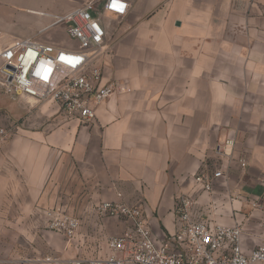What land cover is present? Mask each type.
I'll use <instances>...</instances> for the list:
<instances>
[{
	"label": "crops",
	"instance_id": "crops-1",
	"mask_svg": "<svg viewBox=\"0 0 264 264\" xmlns=\"http://www.w3.org/2000/svg\"><path fill=\"white\" fill-rule=\"evenodd\" d=\"M45 1V9L27 8L36 17L8 41L33 37L53 15L89 0ZM96 1L106 28L103 82L124 90L91 122L68 120L52 101L9 95L10 118L0 111V128L7 120L11 129L0 133V261L16 254L18 230L29 231L25 242L39 258L106 254L108 237L128 221L100 217L102 201L140 204L164 241L177 228L181 195H193L200 215L224 224L239 222L241 210L264 197V0H127L123 17ZM4 92L0 86V105ZM230 135L228 165L215 149ZM220 166L228 180L213 193L198 191L194 176ZM54 207L81 219L67 245L46 228Z\"/></svg>",
	"mask_w": 264,
	"mask_h": 264
},
{
	"label": "built area",
	"instance_id": "built-area-1",
	"mask_svg": "<svg viewBox=\"0 0 264 264\" xmlns=\"http://www.w3.org/2000/svg\"><path fill=\"white\" fill-rule=\"evenodd\" d=\"M123 11L111 7L113 0H104L101 10L123 17L127 0H117ZM57 30L59 37L49 40L34 37H14L8 41L0 28V86L15 97L18 93L37 102L56 103L65 117L91 122L98 107L124 90L118 81L103 82L101 58L106 53V28L98 1L89 0L73 9L53 15L49 25L40 32ZM65 58H76L68 62ZM51 69L45 79V71ZM11 129H0L3 137ZM236 139L230 135L215 149L216 155L234 160ZM241 166L247 165L238 159ZM225 166L206 169L194 176L196 189L213 193L219 181H227ZM193 195H181L176 200L177 228L164 241L152 234L140 204L102 201L95 206L98 215L128 221V227L107 239L108 252L93 257H47L53 264H264V243L251 249L243 245L241 223L224 224L210 216L200 215ZM253 205L264 211V197ZM46 228L59 232L71 243L81 225L80 217L63 207L45 212Z\"/></svg>",
	"mask_w": 264,
	"mask_h": 264
},
{
	"label": "rangeland",
	"instance_id": "rangeland-1",
	"mask_svg": "<svg viewBox=\"0 0 264 264\" xmlns=\"http://www.w3.org/2000/svg\"><path fill=\"white\" fill-rule=\"evenodd\" d=\"M45 0H0V24L2 25V29L5 32L6 39H10L9 36L11 34L14 35H22L24 25L26 23H30L35 17L31 15L27 8H37V9H45L46 7ZM49 20L46 17L39 16V19ZM61 32L57 30H52L51 32H35L31 36L38 39L49 40V38L59 37L60 41H67L64 38L63 34H59ZM9 93L4 92L2 94V98L5 100V105H0V111H2L7 117L10 118V110L13 106L14 100L9 97ZM7 120H4L3 123L6 124V127H2L0 129H8ZM239 216V223H241L243 227V245L245 249H250L258 244L264 243V211L260 208L253 206L252 208H247L246 210H241ZM236 216V214H235ZM16 241L17 242V251L15 249L16 254L14 256L9 255L2 256L7 258H1L0 264H53L52 262L44 261L47 257H54L50 255H43V257H37L38 250L37 246L33 245V247L28 244L26 241V235L29 231L18 230L15 231ZM246 237H252L256 240L262 241H250V239H246ZM65 244L67 243V239L65 238ZM19 241H24L22 245ZM34 244V243H33ZM103 248V247H102ZM41 252V251H39ZM42 253V252H41ZM8 254V253H6ZM18 254V255H17ZM77 256H80L77 255ZM74 257V256H71ZM64 259L70 257H63ZM4 260V261H3Z\"/></svg>",
	"mask_w": 264,
	"mask_h": 264
},
{
	"label": "snow or ice",
	"instance_id": "snow-or-ice-1",
	"mask_svg": "<svg viewBox=\"0 0 264 264\" xmlns=\"http://www.w3.org/2000/svg\"><path fill=\"white\" fill-rule=\"evenodd\" d=\"M111 7L116 9V10H118V11H123L124 10V5L122 3L117 2V0H113V3L111 5ZM62 59H66L70 63L78 62V59H76V58H65V57H62ZM49 72H51V69H47L45 71V79H47V75H48Z\"/></svg>",
	"mask_w": 264,
	"mask_h": 264
}]
</instances>
